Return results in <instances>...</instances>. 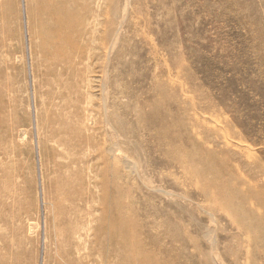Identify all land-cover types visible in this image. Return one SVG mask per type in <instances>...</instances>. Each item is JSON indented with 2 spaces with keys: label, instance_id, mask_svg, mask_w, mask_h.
<instances>
[{
  "label": "rangeland",
  "instance_id": "rangeland-1",
  "mask_svg": "<svg viewBox=\"0 0 264 264\" xmlns=\"http://www.w3.org/2000/svg\"><path fill=\"white\" fill-rule=\"evenodd\" d=\"M0 264H264V0H0Z\"/></svg>",
  "mask_w": 264,
  "mask_h": 264
},
{
  "label": "bare ground",
  "instance_id": "bare-ground-1",
  "mask_svg": "<svg viewBox=\"0 0 264 264\" xmlns=\"http://www.w3.org/2000/svg\"><path fill=\"white\" fill-rule=\"evenodd\" d=\"M153 229V228H152Z\"/></svg>",
  "mask_w": 264,
  "mask_h": 264
}]
</instances>
